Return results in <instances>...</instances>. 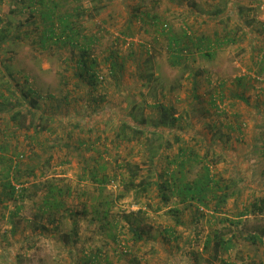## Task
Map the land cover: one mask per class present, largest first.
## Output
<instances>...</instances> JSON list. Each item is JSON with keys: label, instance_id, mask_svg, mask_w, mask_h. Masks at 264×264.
<instances>
[{"label": "rangeland", "instance_id": "1", "mask_svg": "<svg viewBox=\"0 0 264 264\" xmlns=\"http://www.w3.org/2000/svg\"><path fill=\"white\" fill-rule=\"evenodd\" d=\"M27 2L0 0V34L4 36L0 41V127L10 125L7 108L15 104L21 112L20 125L26 127L30 122L28 132L36 130L38 115L48 131L41 133V149L33 148L22 136L15 147L20 152L0 151L1 157L6 154L12 158L25 153L18 162L19 173L12 174L25 192L22 199L10 198L0 174V264H79L84 254L98 257L93 264H132V258L137 264H264V216L250 213V205L264 197V72L258 70L260 65L264 68V0H44V6L34 0L31 9L24 6ZM51 3L58 5V16L81 9L76 21L81 46L59 43L60 26L54 42L40 45L45 27L40 10ZM137 10L159 15L169 28L161 32L138 21L130 22ZM182 31L190 33L193 40L201 39L202 45L187 43ZM122 35H129L128 42L121 41ZM174 37L181 45H189V54L180 61H172L167 50L168 38ZM208 42L215 54L206 60L200 47ZM85 45L89 59L96 62L98 77L103 78L101 86H89L77 77L76 61ZM111 56L118 60V71L112 74ZM28 90L36 96H29ZM34 99L37 111L33 110L30 119L29 102ZM155 103L172 107L179 117L176 133L181 140L164 156H175L181 145L189 157H195L186 166L187 179L200 177L205 165L218 184V189L208 195L204 214L193 205L179 217H172L168 212L171 203L161 205L155 185L133 207L132 196H121V187L108 185L106 194L114 210L125 216L132 214L129 223L145 233L144 240L134 244L129 223L121 220L118 241L123 239L125 252L113 253L112 243L100 246L97 233L87 232L91 216L83 215L61 221V229L67 231L73 221L79 226L78 244L67 248L76 256L74 263L55 239L40 235L32 239L39 232L30 226L31 211L36 210L41 195L29 196L43 180L60 178L82 189L86 205L97 196L89 183L77 187L81 181L76 177H82L79 157L66 156L61 145H72L83 136V124H92L93 136L101 134L107 140L123 122L148 127L145 122L150 126L156 116ZM102 113L112 117L105 121ZM75 125L80 128H72ZM14 131L8 130L15 135ZM150 139L154 149L161 143L155 137ZM168 140H172L170 134ZM144 142L145 138H140L132 144L114 146L112 139L108 140L112 161L103 156L110 163L108 171L123 173L118 175L124 179L126 173L119 172L114 163L127 161L140 165L139 174L148 177ZM163 162L157 166L159 176ZM223 199L224 203L215 207V201ZM71 205L76 213L82 209L78 202ZM17 208V216L11 215ZM34 223L45 224L46 218H36ZM217 235L224 241L230 239L231 246L226 252L220 250L214 259ZM87 239L91 244L84 246ZM207 239L210 245L204 249Z\"/></svg>", "mask_w": 264, "mask_h": 264}, {"label": "trees", "instance_id": "2", "mask_svg": "<svg viewBox=\"0 0 264 264\" xmlns=\"http://www.w3.org/2000/svg\"><path fill=\"white\" fill-rule=\"evenodd\" d=\"M34 1V0H33ZM36 4H39L40 6H44V0H35ZM30 2H27L26 8L31 9L33 6L32 4H29ZM35 4V3H34ZM57 4L51 3L50 9H43L40 10V18L41 24L45 26L42 29L41 35H40V45L44 46L47 43H52L56 40V31L58 26H60L59 30L60 33L57 36V40L59 43L63 44H69L71 47H76L77 44H79L78 41V26L76 25V21L78 20L79 16L81 15V9L80 11L77 10L74 12V14L71 15H62L58 16L56 14L57 10ZM31 14V13H30ZM138 21L146 26L152 27L156 31L164 32L165 29H168L169 26L160 21L159 15H147L144 12H141L137 10V15L135 14L133 16V19H130V22ZM58 24V25H57ZM160 29V30H159ZM183 36L186 38L187 43L189 42L190 45L198 44L199 46L202 44H199L202 40L201 39H192L190 38V33L187 31H182ZM123 39H121L122 42H126V39L130 38L129 35H122ZM4 38L2 34H0V41ZM118 41V40H117ZM230 41V40H227ZM75 44V45H74ZM80 48V54L79 58L76 61V67L78 69L77 77L84 79V81L87 83V85L92 87L101 86L103 84V78L102 80H99L98 73L95 70L96 68V62L94 60H90L88 56V49L89 47ZM189 45H181V41L174 37V38H168L167 42V50L169 52V57L172 61H180L182 57L187 56L189 48H187ZM196 47V46H195ZM201 54L203 57H205L206 60L212 59V57L215 54L214 48L209 44L206 46H201ZM116 56L109 57V71L110 74H112V71H115L117 69L118 71V62H117ZM258 70L260 73L264 72V68L262 65L258 66ZM116 71V72H117ZM115 72V73H116ZM28 95L32 96L36 94L32 90H28ZM27 93H23V97H26ZM30 109L28 110V118H32L34 115L33 110L37 111V101L34 99L33 101L29 102ZM17 107L15 104L9 105L7 110L10 115V120L12 122L17 123L18 128H23L25 131H27L31 125L28 121V125L25 127L23 125H20L18 122L19 117L21 116V112L19 109H15ZM2 108V107H1ZM155 109V119L152 121V124L149 126L147 122L148 127H143L141 125H133L123 122L118 129H115L113 133L112 139V145L114 146H121L124 143L132 144L134 142H137L140 138H145L144 145L145 150L147 153V165H148V171L149 175L148 177H143L139 174V170H141L140 165H131L127 161L123 164H119V162L114 163V165L117 166L119 172H125V178L123 179L116 171H113L112 169L108 171V167L110 166V163H108V160L105 162L103 156L108 155L110 157L109 162H111V156L110 151L108 150V140L103 138V135H96L93 136L92 134V124H83L84 126H81L85 130L80 131L82 132L83 136L77 137V139L74 141L72 145L69 143H65L64 145H61L62 148H65L66 150V156L67 155H75L78 158V161L80 163L81 170H82V184L89 183L94 186V189L96 191L97 196L90 201L89 205L84 204L83 199L85 198L86 194L81 189H75L71 186V184L66 183L64 179H46L43 180L41 185H36L33 187L34 191L30 194L29 198H36L37 196L41 195L39 197V202H36L38 210V214L35 216L36 218H46V223L39 225L41 226L42 230L45 231V233H48V226H52V229H56L61 225L62 220H74V217L83 215V216H91L89 223L90 225H95L97 229L100 230V232L97 233L98 235V241L100 246H110L112 243L113 245V253L116 250L117 244H118V237H119V221L125 220L127 223H129V216H125L124 214H119L116 210H114L115 205L113 203H110L107 198V186L113 185L118 188H122V194L121 196H132L135 200V206H138L139 199L144 196L148 190L151 188V186L155 185L157 195L160 199V203L162 206L170 205L169 215L172 217H179L180 215L185 212L189 206L196 205V211L200 212L201 215L204 214V209L207 206V200L208 195L211 193V191L214 192L217 190V183L212 179L209 171V167L205 166L203 167V173L200 177L195 178L193 180H188L186 175V166L189 164V162H193L192 160L195 159V157H189L188 154L185 153V150L182 148L181 145H178L177 153L175 156H169L165 155L164 152H167L169 149L173 147V145L179 144L181 140V136H179V133L177 134V128L178 126V118L176 117L175 109L172 107L165 106L163 104L155 103L154 104ZM107 110V109H106ZM112 116L106 115L105 113L101 114V118L103 120H107L111 118ZM52 116L50 117V119ZM78 118V117H76ZM43 118L41 115H38V118L36 120V124L34 125L36 132H42V131H48L46 125L43 124ZM49 119V120H50ZM25 122V120H24ZM74 122H78V119L74 120ZM144 124V121H141ZM140 122V123H141ZM48 125V123H46ZM68 127V126H67ZM72 128H80L76 125ZM102 132V131H101ZM1 133V130H0ZM67 133H65V137H67ZM172 136V140H168V135ZM81 135V134H80ZM155 137V141H161L156 149L152 147V142L150 138ZM109 138V137H108ZM108 152V153H107ZM25 156L23 153H17L12 158L11 156H0V174L3 175V180L5 183V187L9 189V196L14 201H19L25 196V192L23 189H20L19 192L15 190L16 185L15 178L13 179V173L15 174L19 173V166L18 162L23 159ZM51 155L47 156V161L51 159ZM191 158V159H189ZM189 159V160H188ZM111 160V161H110ZM161 160H164L162 165V172L161 176L158 175L157 166ZM64 165V164H62ZM113 165V167H114ZM51 168V167H50ZM41 176H44L43 171H41ZM29 175L32 176V170L28 171ZM112 178V179H110ZM158 178V179H157ZM84 181V182H83ZM80 183H77V187L84 186ZM111 191L110 189H108ZM113 190V189H112ZM132 194V195H131ZM120 196V197H121ZM119 197V198H120ZM118 198V199H119ZM215 199V197H214ZM120 200V199H119ZM78 202L80 205L79 209L81 211L77 212L73 211V205H71V202ZM224 199L221 201H215V207L216 205H220L224 203ZM0 202H2V198H0ZM218 202V203H217ZM70 203V205H69ZM183 205V208L177 209L176 206ZM204 207V208H203ZM185 208V209H184ZM19 209V208H18ZM250 213L264 216V197H259L256 201H254L250 205ZM117 212L116 215H113V213ZM188 211V210H187ZM120 215V217H118ZM245 215H240V218ZM120 219L118 220L117 219ZM71 223H74V225H77V222L73 221ZM38 225V224H37ZM46 226V227H45ZM127 229L129 233H131L132 237L131 240L134 244L144 240V232L140 231L138 227L131 226L130 223L127 225ZM53 232H56V230H53ZM54 236V235H53ZM76 231L74 228H72V231L68 233H63L60 236V242L63 245V249L70 255L71 262H73L75 259L72 258L71 250L67 249L68 246H72L75 244ZM123 241V239H121ZM217 240V242H216ZM251 241L254 242V239L251 238ZM210 245V240L207 239V241L204 243V249L207 248V246ZM231 246V240L227 239L224 241L222 238L219 237V235L214 236V245H213V254L214 259L217 258V255L219 254V251L222 250L224 252L228 251ZM31 248V247H29ZM101 248V247H100ZM74 263V262H73ZM79 264H93V260L89 258L82 257ZM132 264H137V261L135 258H132Z\"/></svg>", "mask_w": 264, "mask_h": 264}, {"label": "crops", "instance_id": "3", "mask_svg": "<svg viewBox=\"0 0 264 264\" xmlns=\"http://www.w3.org/2000/svg\"><path fill=\"white\" fill-rule=\"evenodd\" d=\"M54 1V0H53ZM28 2H30L29 4H32L33 6L35 5L34 1L33 0H28ZM51 6L50 5H47V9H50ZM221 36V35H220ZM209 37V36H208ZM212 39V37H211ZM219 41L216 40V43H218ZM76 70H77V67H76ZM1 122V120H0ZM10 125L9 126H1L0 127V130H1V134H0V151H3L5 153H10L12 154L15 150L20 152L19 151V148H16V145L21 143L19 140H21V137L23 139H27L26 143L28 144H31V146L33 148H39L41 149L43 147V142L40 140L43 136L41 135L42 132H36V131H33L32 129H30V131L28 132L25 131V132H20V131H24V130H20V128H18L17 126V123L15 122H11L10 120ZM9 128L11 129V131H14V129H16L17 131H14L15 132V135H13L11 132H8ZM64 127H63V132H64ZM52 132V131H51ZM15 139H16V143H15ZM76 139V138H75ZM11 145H13L14 147H12ZM20 145V144H19ZM30 147V148H32ZM22 150H24V147L21 148ZM25 151V150H24ZM36 151V149H35ZM25 154V153H24ZM4 156L8 157V155L4 154ZM34 165H37L36 163ZM62 164L60 165V168H61ZM81 166V165H80ZM82 167V166H81ZM76 179H80V181H82V177L80 176L79 178L76 177ZM82 183V182H81ZM135 205H133L134 207ZM20 211V209H16L14 211V213H11V215H14V216H17L18 212ZM32 214H31V227L33 228L34 231H38L39 233L38 234H35V235H32L31 238L32 239H35L37 236L40 235V237L44 238V239H49L50 237L52 239H55V241L57 242L58 246H60V248H64L62 243L60 242V236L64 233H68L70 231H72V228L75 229L76 231V236H75V246L78 244V231H79V226L77 227V225H74V223H69V230H64V229H61V225L59 227H57L56 229H52V226H48V233H51V234H46L44 230L41 231L40 228H42L41 226L37 225L34 223V220H35V216L39 213L38 210H35V211H31ZM133 215L131 214L130 217H132ZM33 223V224H32ZM87 232H91L92 235L93 233H98L100 232L99 229H97V227H95V225H90V224H87ZM46 227V226H45ZM53 230H56V232H53ZM54 235V236H53ZM96 241H93V244H95ZM98 242V241H97ZM96 242V244H97ZM86 245L84 246H89V244H91V241H89L88 239L86 240ZM99 243V242H98ZM100 244V243H99ZM74 245H70V247H73ZM93 246V245H92ZM99 252V251H98ZM85 258H91L93 261L96 262V260H98V257H96V255L94 256H88L87 254H84ZM72 258L76 259V256L75 255H72Z\"/></svg>", "mask_w": 264, "mask_h": 264}, {"label": "built area", "instance_id": "4", "mask_svg": "<svg viewBox=\"0 0 264 264\" xmlns=\"http://www.w3.org/2000/svg\"><path fill=\"white\" fill-rule=\"evenodd\" d=\"M121 39H123V37H121ZM128 40L129 39H126V42H128ZM99 80H102V78L101 77H99ZM220 109L222 108V107H219ZM13 186L15 187V190L16 191H18L19 192V190L21 189L20 187H18L17 185H14L13 184ZM125 243L121 240V241H119L118 242V244H117V247H116V254H121L122 252H125L124 250H125Z\"/></svg>", "mask_w": 264, "mask_h": 264}]
</instances>
